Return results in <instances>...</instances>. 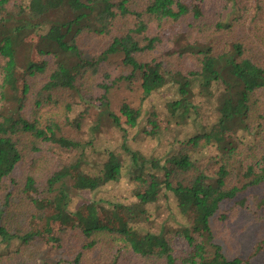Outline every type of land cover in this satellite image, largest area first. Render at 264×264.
<instances>
[{
  "label": "trees",
  "instance_id": "16d2710c",
  "mask_svg": "<svg viewBox=\"0 0 264 264\" xmlns=\"http://www.w3.org/2000/svg\"><path fill=\"white\" fill-rule=\"evenodd\" d=\"M137 83L139 105L115 108L113 91ZM154 95L161 104L145 108ZM102 127L118 144L91 161ZM132 132L164 151L133 147ZM125 176L131 202L72 208L76 192ZM262 184L264 0H0V258L32 264L26 246L46 238L63 264H254L264 232L228 258L211 218ZM171 197L176 228L162 213Z\"/></svg>",
  "mask_w": 264,
  "mask_h": 264
},
{
  "label": "rangeland",
  "instance_id": "374dc122",
  "mask_svg": "<svg viewBox=\"0 0 264 264\" xmlns=\"http://www.w3.org/2000/svg\"><path fill=\"white\" fill-rule=\"evenodd\" d=\"M141 87L139 83L134 87V91L122 87L119 90H114L111 94L113 105L116 108L117 105L124 99L130 101L133 105L138 106L140 103ZM163 101V99H162ZM161 104L160 96L154 95L150 101L147 102L145 108H150L152 105ZM116 110V109H115ZM96 111L93 112L84 123V137H89L90 131L88 126L95 122ZM134 132L130 134V144L141 149L143 152L150 153L155 151L156 154H161L164 151V147L159 145L156 140L150 137H143L137 135V139L133 137ZM95 150L90 154L91 161H94L98 157V154L108 147H115L117 142V135L110 132V128L102 127L100 132L96 135ZM55 160L63 159L67 154L61 149H53L49 152ZM17 173L22 172V168H17ZM134 184L129 177H122L118 182H110L105 186L98 189L96 192L82 190L76 192L75 202L72 204V208H75L87 198H97L108 201H115L121 203H129L134 197L132 196V189ZM243 198L245 200L244 205H240L238 200ZM264 184L250 188L241 193L235 200L225 201L221 204L217 213L211 218V225L213 233L215 235V242L219 243L222 247L223 253L228 258H234L237 256L245 257L251 253L254 246L259 240V234L264 232ZM25 201V200H24ZM26 206L21 207L18 203V215L23 221V226L26 224V218H28L31 212V206L29 201H25ZM29 207L30 211H28ZM162 210L163 217L169 215L168 225L176 228L185 222V219L181 216L176 208L175 201L169 200L168 207ZM103 214L112 220L111 214L114 212L111 209H105L103 206L99 208ZM48 211H52L49 207ZM119 215L121 219L127 217V210L120 208ZM159 218L157 217V221ZM57 226V225H56ZM46 238L37 239L30 246L27 245L26 254H31L35 257V262L32 264H63L64 254L58 251L52 246V243L47 241ZM174 246L177 249L186 250L188 244L183 238H175L173 241ZM24 256V255H23ZM26 257V256H25ZM27 259V258H26ZM13 259L0 258V264H12ZM17 260V259H16ZM25 263H29L27 260H23ZM254 264H264V249L253 258Z\"/></svg>",
  "mask_w": 264,
  "mask_h": 264
}]
</instances>
